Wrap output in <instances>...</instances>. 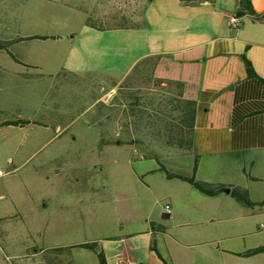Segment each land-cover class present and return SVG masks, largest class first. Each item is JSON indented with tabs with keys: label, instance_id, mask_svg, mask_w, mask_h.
I'll use <instances>...</instances> for the list:
<instances>
[{
	"label": "crops",
	"instance_id": "obj_1",
	"mask_svg": "<svg viewBox=\"0 0 264 264\" xmlns=\"http://www.w3.org/2000/svg\"><path fill=\"white\" fill-rule=\"evenodd\" d=\"M247 1L256 17L241 10L240 0L192 5L181 0H91L95 7L88 11L84 28L66 40L63 65L57 71L94 78L101 92L107 91L106 84L111 92L143 61L158 57L154 78L181 82L183 98L196 103L188 153L198 163L196 179L214 186V196L188 182L168 179L160 170L162 160L156 158L158 165L149 169L134 167L131 174L126 167L128 186L123 185L125 194L116 206L111 199L99 204L83 196L82 189L98 186L87 179L104 171L108 156H118V149L129 145L104 128L108 118L97 107L107 95L97 96L90 106L95 111L90 124L97 132L67 135L75 121L65 119L60 103L50 106L47 100L54 74L35 63H24L21 69L0 66V123L30 121L0 128V168H8L0 169V264H86L77 249L90 251L101 264L95 252L77 247L85 243H97L107 264H164L153 250L154 244L163 256L153 225L163 222L156 221L154 211L144 204L154 190L167 195L165 207L173 211L174 220L187 224L196 214L206 225L225 218L237 222L228 229L230 236L226 228L207 232L212 241H236L230 247L218 245L211 253L213 264H264V253L242 255L264 246V206L246 207L220 191L242 188L253 202L264 200V0ZM232 16L239 17L238 28L230 26ZM11 59L14 65L22 63ZM35 87L43 92L36 117H24L21 110L27 102L31 106V100L14 91ZM13 110L18 117H9ZM80 140L89 143L72 148ZM193 170L194 166L186 176ZM102 211L118 216L106 230L97 217ZM10 218L24 228L4 227ZM35 234L47 239L95 237L40 247Z\"/></svg>",
	"mask_w": 264,
	"mask_h": 264
},
{
	"label": "rangeland",
	"instance_id": "obj_2",
	"mask_svg": "<svg viewBox=\"0 0 264 264\" xmlns=\"http://www.w3.org/2000/svg\"><path fill=\"white\" fill-rule=\"evenodd\" d=\"M94 7L91 0L87 4L83 0H0V39H16L31 35L56 37L48 40H25L11 45L9 50L22 62L17 65H14L7 50H0V66L21 69L24 63H35L41 65L40 68L44 71L54 74L50 77L47 100L50 106L60 103L65 110L63 114L65 119L75 121L74 125L66 130L67 135L96 133L97 130L90 124L95 112L90 106L97 96L107 95L106 102L97 107L98 112L101 111L102 115L108 118L104 128L110 129L116 135L115 138L127 139L131 144L120 147L118 150L122 153H118V156L113 155V158L108 156L107 163L102 166L105 167L104 171L99 170L94 178L87 179L98 184L96 189L92 191L82 189L81 193L83 196L95 198L99 204L106 199L114 200L116 206V200L122 199V195L125 194L123 185L128 183L123 176L126 167L131 174L134 167L135 169L139 167V170H142L140 169L142 167L149 169L158 165L153 159L156 158L161 159V163L171 172L189 175L195 163L194 157L188 153L190 150H187L190 134L188 132L181 134L178 128L184 122V104L178 99L175 86L157 83L149 63L142 64L111 92H109L111 86L107 84L104 86L107 91L101 92V87L95 84L94 78L57 72L65 58L67 49L63 46L66 40L71 34L79 33L84 28L89 17L88 11ZM81 8H84V11ZM14 92L24 94L31 100V106L28 102L24 105L22 115L36 117L35 112L43 92L36 87ZM110 93L112 97L108 98ZM17 115L18 111L13 110L9 117L16 118ZM52 133L51 130L50 134ZM173 142L176 144L181 142L184 148L174 145ZM83 143L89 142L80 140L73 142L71 146L78 148ZM0 169L8 171L6 167ZM195 192L197 194L198 191ZM166 197L164 192L154 190L152 197L147 198L144 204L154 211L156 221L163 222V225L155 223L153 225L158 230L156 239L167 264H213L211 253L218 245L230 247L236 244L235 240L229 239L230 237L225 238L223 242L212 241L213 238L208 237L207 232L217 234L226 228V235L230 236L228 229L237 222L225 218L224 222L216 221L206 225L200 222L202 218L196 214L187 219V224L180 218L174 220L173 211L171 213L165 207ZM97 217L104 230L111 219H118L116 212L102 211ZM4 227L18 230L24 228L16 218L5 220ZM105 233L107 235L108 232ZM93 235L80 234L47 239L35 234L33 239L40 247H54L58 245L56 243L85 242L87 239H93L95 237ZM77 252L81 253V258L86 264H92L91 260L97 264L96 256L90 251L77 249Z\"/></svg>",
	"mask_w": 264,
	"mask_h": 264
},
{
	"label": "trees",
	"instance_id": "obj_3",
	"mask_svg": "<svg viewBox=\"0 0 264 264\" xmlns=\"http://www.w3.org/2000/svg\"><path fill=\"white\" fill-rule=\"evenodd\" d=\"M183 3L185 4H199V3H203V2H213L214 0H181ZM240 6H241V10L243 12H247L251 15H253L254 17H256V13L253 10L252 4L251 2H248L247 0H240ZM48 40V39H56L55 36H45V35H31V36H25V37H19L16 39H0V50H7L11 57L17 61H19V59L9 50L10 46L13 45L14 43L17 42H22L25 40ZM158 60V57L156 58H149L145 61H143L141 63H149L152 66V70L156 64ZM137 66L135 68L134 71L138 70ZM133 71V72H134ZM157 83L160 85L162 83H166L167 85H171V86H175L176 90L178 92L177 97L178 99L184 104V122L181 123L179 125L178 128H180V133L183 134L184 132H188L190 134V138L189 141L187 143V150H191L192 148V135H193V129H194V121H195V114H196V103L194 101H190V100H185L183 98V84L181 82H176V81H170V80H163V79H156ZM182 119V120H183ZM30 123L29 120H24V119H18V120H14V121H6V122H2L0 123V128L3 126H8V125H14V126H19V125H25ZM120 143H127V144H131V142H127V141H121L119 140ZM174 143V142H173ZM174 145L179 146L180 148H184V145L181 142H178L177 144L174 143ZM197 166L198 163L197 161L195 162L194 165V173L192 176H186L180 173H174L171 172L165 165L160 164V170L162 172L165 173L166 177L168 179H178L181 181H185L190 183L191 185H193L198 191H200L201 193L205 194V195H209V196H214L216 193V188H214V186H212L211 184L199 181L196 179L195 177V172L197 170ZM231 195L241 204H243L246 207H262L264 206V200L261 202H253L250 197H249V193L247 190L242 189V188H234L232 190ZM161 227V226H160ZM77 247L80 248H86L89 250H92L93 252H95L98 256V259L100 261L101 264H107L106 262V257H105V253L99 249V246L97 243H85V244H80ZM153 250L157 252V254L159 255V257L162 259V261L164 262V264H167L165 258L160 254V252L156 249L155 245L153 244ZM260 253H264V246L252 249L247 251L246 253H243L242 255L244 256H254Z\"/></svg>",
	"mask_w": 264,
	"mask_h": 264
},
{
	"label": "built area",
	"instance_id": "obj_4",
	"mask_svg": "<svg viewBox=\"0 0 264 264\" xmlns=\"http://www.w3.org/2000/svg\"><path fill=\"white\" fill-rule=\"evenodd\" d=\"M229 24L232 28H238L240 26V19L237 16H232L229 19ZM112 94L110 93L108 95V98H111ZM143 158V156H141ZM167 208H169V206H167ZM140 264H144V263H140Z\"/></svg>",
	"mask_w": 264,
	"mask_h": 264
},
{
	"label": "water",
	"instance_id": "obj_5",
	"mask_svg": "<svg viewBox=\"0 0 264 264\" xmlns=\"http://www.w3.org/2000/svg\"><path fill=\"white\" fill-rule=\"evenodd\" d=\"M220 191L226 194H231V188H222Z\"/></svg>",
	"mask_w": 264,
	"mask_h": 264
}]
</instances>
